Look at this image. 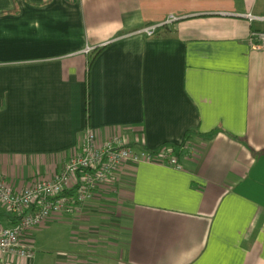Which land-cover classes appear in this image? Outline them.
I'll return each instance as SVG.
<instances>
[{
  "label": "crops",
  "instance_id": "1",
  "mask_svg": "<svg viewBox=\"0 0 264 264\" xmlns=\"http://www.w3.org/2000/svg\"><path fill=\"white\" fill-rule=\"evenodd\" d=\"M252 30L264 31V0H0V174L15 189L61 172L88 127L150 151L189 147L182 169L125 164L117 193L33 229L34 261L14 264H264V51ZM113 214L120 241L88 244ZM55 227L71 236L53 248L43 237Z\"/></svg>",
  "mask_w": 264,
  "mask_h": 264
},
{
  "label": "built area",
  "instance_id": "2",
  "mask_svg": "<svg viewBox=\"0 0 264 264\" xmlns=\"http://www.w3.org/2000/svg\"><path fill=\"white\" fill-rule=\"evenodd\" d=\"M245 17L250 22L262 20L252 14ZM174 20L171 17L166 23ZM159 26H148L138 34L152 37ZM248 43L252 50L264 51V31L252 30ZM127 163H154L182 169L169 147L150 151L130 144L119 133L102 137L88 127L80 144L65 157L61 172L51 178L15 189L0 174V205L17 219L15 225L0 228L1 264H14L15 259L33 262L35 251L24 245L23 239L52 217L63 214L77 217L103 188L114 187L117 193L118 175Z\"/></svg>",
  "mask_w": 264,
  "mask_h": 264
},
{
  "label": "rangeland",
  "instance_id": "3",
  "mask_svg": "<svg viewBox=\"0 0 264 264\" xmlns=\"http://www.w3.org/2000/svg\"><path fill=\"white\" fill-rule=\"evenodd\" d=\"M3 213L5 212L7 215L8 213L6 211H4L3 209L1 210ZM1 211H0V228L2 226V222L3 219H4V215L1 214ZM108 214V213H107ZM113 218V219H112ZM111 218V220L108 221L109 223V226H107V228H101L100 229V233L99 235H93V234H90V236H88L89 240H88V244H92V245H101L102 246H105L107 247L104 243L105 241H107V239L111 242H118L120 241V237H118V234L122 232V227L125 226V220L124 219H120L119 216H114L113 214V217ZM91 227V226H90ZM64 231H66L64 228H63ZM62 229H57L56 227L55 228H52L50 229V231L48 232H45L44 234L47 236V237H43L44 239H46V241L50 240V239H53L52 241V246L54 248V240H58V235L63 231ZM68 232H67V238L69 236H71V234L69 233V229H67ZM124 234V233H123ZM62 239V238H61ZM55 240V241H56ZM62 245H64V243H60ZM112 247V246H110Z\"/></svg>",
  "mask_w": 264,
  "mask_h": 264
},
{
  "label": "trees",
  "instance_id": "4",
  "mask_svg": "<svg viewBox=\"0 0 264 264\" xmlns=\"http://www.w3.org/2000/svg\"><path fill=\"white\" fill-rule=\"evenodd\" d=\"M163 147H164V148H167V147L171 148L172 151H173V154H174L175 156H177V157H179V156H181V155H183V154H186V153L189 151V147H188L187 145H185V144H182V145L177 146V147H175V146H173V145H170V146L165 145V146H163ZM155 151H156V150H155ZM157 151H158V150H157ZM9 217L12 219V225H15L16 222H17V219L14 218V217H12V216H9ZM12 225H11V226H12Z\"/></svg>",
  "mask_w": 264,
  "mask_h": 264
}]
</instances>
